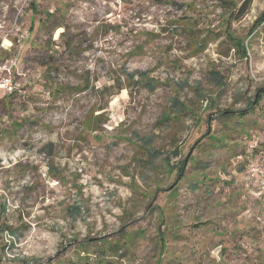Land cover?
Here are the masks:
<instances>
[{
  "label": "rangeland",
  "instance_id": "1",
  "mask_svg": "<svg viewBox=\"0 0 264 264\" xmlns=\"http://www.w3.org/2000/svg\"><path fill=\"white\" fill-rule=\"evenodd\" d=\"M6 38L0 264H264V0H0Z\"/></svg>",
  "mask_w": 264,
  "mask_h": 264
},
{
  "label": "built area",
  "instance_id": "2",
  "mask_svg": "<svg viewBox=\"0 0 264 264\" xmlns=\"http://www.w3.org/2000/svg\"><path fill=\"white\" fill-rule=\"evenodd\" d=\"M77 1V3H85L91 5L105 7H111L116 11L121 9V6L125 0H71ZM6 37V36H5ZM21 38V36H20ZM20 38L17 42H20ZM7 43V45L4 44ZM13 43L6 38L0 43V93L2 95H9L16 92H23L22 82L16 76L20 74L19 67L17 66L13 56L4 57L2 52H11ZM245 179L247 182L255 181L257 185L264 190V154L259 157L252 158L248 163L245 172Z\"/></svg>",
  "mask_w": 264,
  "mask_h": 264
},
{
  "label": "trees",
  "instance_id": "3",
  "mask_svg": "<svg viewBox=\"0 0 264 264\" xmlns=\"http://www.w3.org/2000/svg\"><path fill=\"white\" fill-rule=\"evenodd\" d=\"M245 5V4H244ZM241 10L243 11L244 10V8L242 7L241 8ZM247 11V9L246 10H244L242 13H241V16L240 17H242L244 14H245V12ZM233 40H234V43H235V45H236V48H238V49H241L242 51H244V47H243V43H242V41H240L239 39H237V38H232ZM244 53V52H243ZM135 75L140 79V81H141V79H144V77L146 76V73L145 72H138V73H129L128 74V77L130 78V79H132V80H134V77H135ZM210 75H211V77L214 79V80H219L220 78H219V76H218V74L217 73H215V72H213V71H211L210 72ZM69 89H71V88H69ZM262 98V96H260V98L259 99H261ZM259 102V100L258 101H255V103L257 104ZM252 103H254V101L253 102H250V104H252ZM247 111L245 110L243 113H246ZM229 113L230 112H221L219 115L221 116V117H227V116H229ZM185 162H186V160L184 161H181V164H180V167H179V172H178V176L177 177H179V175L181 174V170H182V168L184 167V165H185ZM85 250H86V248H85ZM84 250V252H86L87 253V251H85ZM98 251H106L105 249H103V247L101 248V250H100V248L98 249ZM95 254V253H94ZM87 256V255H86ZM86 256H84L85 258H87ZM85 258H83V259H85Z\"/></svg>",
  "mask_w": 264,
  "mask_h": 264
},
{
  "label": "crops",
  "instance_id": "4",
  "mask_svg": "<svg viewBox=\"0 0 264 264\" xmlns=\"http://www.w3.org/2000/svg\"><path fill=\"white\" fill-rule=\"evenodd\" d=\"M245 180H246V179H245ZM249 183H250V185H251V182H247V180H246V183H245L246 186H249ZM252 184H253V185L255 184V186L259 187V186L257 185L256 182H252ZM250 190H251V189H250ZM259 190H260L261 193H262V192L264 193V190L261 191V188H260V187H259ZM251 191L253 192V190H251ZM251 191H250V192H251ZM253 193H254V192H253Z\"/></svg>",
  "mask_w": 264,
  "mask_h": 264
}]
</instances>
